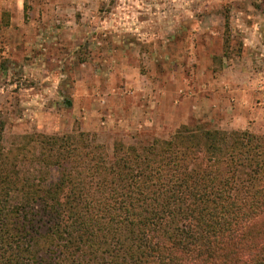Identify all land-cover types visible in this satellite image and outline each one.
I'll return each instance as SVG.
<instances>
[{"label": "rangeland", "instance_id": "rangeland-1", "mask_svg": "<svg viewBox=\"0 0 264 264\" xmlns=\"http://www.w3.org/2000/svg\"><path fill=\"white\" fill-rule=\"evenodd\" d=\"M0 121L7 143L84 131L109 150L264 134V0H0Z\"/></svg>", "mask_w": 264, "mask_h": 264}, {"label": "trees", "instance_id": "trees-1", "mask_svg": "<svg viewBox=\"0 0 264 264\" xmlns=\"http://www.w3.org/2000/svg\"><path fill=\"white\" fill-rule=\"evenodd\" d=\"M0 264H264V134L109 150L84 131L7 143L0 121Z\"/></svg>", "mask_w": 264, "mask_h": 264}]
</instances>
